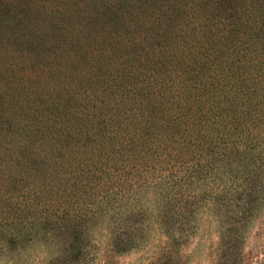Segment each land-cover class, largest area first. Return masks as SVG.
Wrapping results in <instances>:
<instances>
[{"label":"trees","instance_id":"1","mask_svg":"<svg viewBox=\"0 0 264 264\" xmlns=\"http://www.w3.org/2000/svg\"><path fill=\"white\" fill-rule=\"evenodd\" d=\"M259 125L264 0H0V245L52 240L53 222L28 221L33 203L72 204L106 160L117 180L161 167L230 181L214 200L231 223L219 259L235 262L259 190ZM58 223L67 238L71 219Z\"/></svg>","mask_w":264,"mask_h":264},{"label":"rangeland","instance_id":"2","mask_svg":"<svg viewBox=\"0 0 264 264\" xmlns=\"http://www.w3.org/2000/svg\"><path fill=\"white\" fill-rule=\"evenodd\" d=\"M251 129L261 138L259 150L264 152V126ZM243 142L238 146L250 143ZM232 164L241 168L235 161ZM255 164L259 193L241 229L243 245L235 262L219 259V232L231 223H221L224 219L215 212L214 200L230 181L219 183L208 177L201 184L194 179L183 182L161 167L139 174L132 171L117 180V163L103 160L92 166L95 177L90 174L87 192L72 204L60 207L54 200L52 211L44 199L33 203L34 219L28 216V221L38 228L47 219L53 222L54 238H45L39 230L20 244L0 245V264H167L169 255L175 264H264V154ZM170 181L174 188L168 186ZM170 200L177 210L187 208L179 223H174V209L167 205ZM232 204L235 209L234 198ZM61 217L72 221L67 238L61 237ZM117 242L130 249L117 252Z\"/></svg>","mask_w":264,"mask_h":264}]
</instances>
